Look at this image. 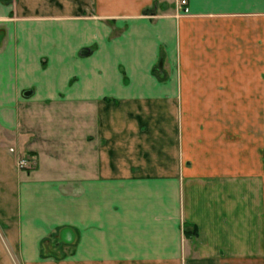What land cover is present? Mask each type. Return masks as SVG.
Returning a JSON list of instances; mask_svg holds the SVG:
<instances>
[{"label":"crops","instance_id":"crops-1","mask_svg":"<svg viewBox=\"0 0 264 264\" xmlns=\"http://www.w3.org/2000/svg\"><path fill=\"white\" fill-rule=\"evenodd\" d=\"M175 1L0 0V264H264V0Z\"/></svg>","mask_w":264,"mask_h":264},{"label":"built area","instance_id":"built-area-1","mask_svg":"<svg viewBox=\"0 0 264 264\" xmlns=\"http://www.w3.org/2000/svg\"><path fill=\"white\" fill-rule=\"evenodd\" d=\"M175 2L178 5H183L182 12L187 11V7L185 6V0H176ZM15 163L18 168L30 167V162L25 157L17 156Z\"/></svg>","mask_w":264,"mask_h":264},{"label":"rangeland","instance_id":"rangeland-1","mask_svg":"<svg viewBox=\"0 0 264 264\" xmlns=\"http://www.w3.org/2000/svg\"><path fill=\"white\" fill-rule=\"evenodd\" d=\"M157 69L159 70L160 68H159V67H157Z\"/></svg>","mask_w":264,"mask_h":264}]
</instances>
